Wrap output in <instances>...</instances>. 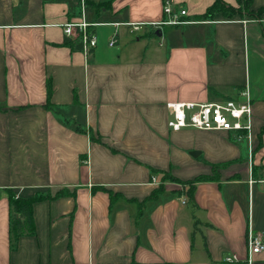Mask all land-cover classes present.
I'll use <instances>...</instances> for the list:
<instances>
[{
  "label": "crops",
  "instance_id": "1",
  "mask_svg": "<svg viewBox=\"0 0 264 264\" xmlns=\"http://www.w3.org/2000/svg\"><path fill=\"white\" fill-rule=\"evenodd\" d=\"M166 1L0 0V264H264L246 245L249 229L264 237V14L172 0L187 21L151 25ZM83 19L100 22L88 55L62 28ZM245 90L248 149L234 131L168 127V102ZM8 189L71 193L36 203V234L11 251Z\"/></svg>",
  "mask_w": 264,
  "mask_h": 264
},
{
  "label": "built area",
  "instance_id": "2",
  "mask_svg": "<svg viewBox=\"0 0 264 264\" xmlns=\"http://www.w3.org/2000/svg\"><path fill=\"white\" fill-rule=\"evenodd\" d=\"M163 12L166 17L163 21L153 26L174 25L180 26L187 20L184 17L188 15L186 9H179L174 6L172 0H167L164 5ZM100 24L91 23L86 20L75 21L70 20L62 25L67 38H75L82 45V51L86 55L90 54L98 46V35L92 28ZM128 29L132 33L138 32L143 24L128 22ZM117 42L116 34L112 37L109 44L115 46ZM247 100L244 102L236 99H226L223 101H172L167 103V107L171 111V119L168 121L170 130H180L183 128L193 127L198 130L236 132L239 138H251L253 133L254 117L252 99H250L248 91L242 92ZM248 246V262L252 261V256L264 251L263 234L257 233L249 229L247 237ZM237 256L226 257L227 262L235 261Z\"/></svg>",
  "mask_w": 264,
  "mask_h": 264
},
{
  "label": "trees",
  "instance_id": "3",
  "mask_svg": "<svg viewBox=\"0 0 264 264\" xmlns=\"http://www.w3.org/2000/svg\"><path fill=\"white\" fill-rule=\"evenodd\" d=\"M239 6H233L229 3H226L224 0H215L213 5L208 8L207 13L204 15L206 18L214 17L216 13H223L226 17H232L235 15L243 16V14H247L250 17L257 18L264 14V9L260 8L256 11L251 10V2L252 0H240ZM101 3H99L100 5ZM71 38H67L66 43H68ZM78 48H82L81 43H78ZM47 97L50 99L52 95V86L51 82L48 81L46 85ZM49 108H53L52 105H48ZM264 133V128L262 129V134ZM227 164H218L214 166L215 176L204 175L200 176L192 181H189L191 196L193 197L194 186L198 182H204L209 180H216L218 176L217 170L222 166H226ZM171 177V176H169ZM172 178V177H171ZM9 196V208H10V250L15 251L18 247L19 240L24 235H35L36 234V222L34 219V205L38 202H42L43 200H55L58 197L70 195L71 192L69 190H58L56 194H53L50 191H37L34 195L29 197H24L22 195H18L15 191L8 189L7 191ZM155 192L154 194H156ZM115 196L111 194V200H114ZM194 199V197L192 198ZM197 224V222H196Z\"/></svg>",
  "mask_w": 264,
  "mask_h": 264
},
{
  "label": "rangeland",
  "instance_id": "4",
  "mask_svg": "<svg viewBox=\"0 0 264 264\" xmlns=\"http://www.w3.org/2000/svg\"><path fill=\"white\" fill-rule=\"evenodd\" d=\"M102 29V28H101ZM237 140H238V142H241V144H243L246 148H247V145H248V143H247V140H245V139H242V138H239V137H237L236 138ZM236 140V141H237ZM208 143H211V142H215L216 141V139H211V140H206ZM248 149V148H247ZM191 153V152H190Z\"/></svg>",
  "mask_w": 264,
  "mask_h": 264
}]
</instances>
